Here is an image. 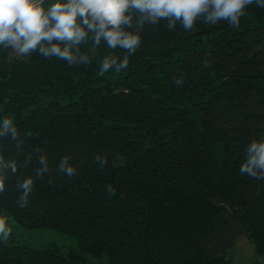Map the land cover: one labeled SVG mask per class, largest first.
<instances>
[{"label":"trees","instance_id":"obj_1","mask_svg":"<svg viewBox=\"0 0 264 264\" xmlns=\"http://www.w3.org/2000/svg\"><path fill=\"white\" fill-rule=\"evenodd\" d=\"M242 12L235 26L202 13L189 30L141 25L135 12L121 25L139 34L131 54L81 25L79 44L51 42L72 45L71 65L45 58L46 41L22 61L0 45V129L11 119L17 131L0 136V156L16 164L0 168V209L76 244L0 234V264H231L241 237L251 264H264V178L240 171L264 142V0Z\"/></svg>","mask_w":264,"mask_h":264},{"label":"clouds","instance_id":"obj_2","mask_svg":"<svg viewBox=\"0 0 264 264\" xmlns=\"http://www.w3.org/2000/svg\"><path fill=\"white\" fill-rule=\"evenodd\" d=\"M44 0H0V45L11 47L19 54L26 55L37 49L41 41H46L49 47H40V52L45 58L55 55L66 59L71 65L76 56L69 51L71 44H66L63 49L57 42L70 41L79 44L87 35L81 25H86L94 31V42L99 44L101 37L107 44L115 48L117 44L129 51H136L140 43L138 33L126 32L121 25L132 26V17L139 13V24L145 21L157 23L158 19L169 20L170 26L180 21L185 30L192 29L193 22L200 14H206L207 21L215 24L221 18L227 19L230 24L238 25L239 16L243 15L242 9L251 0H57L46 12L42 6ZM127 13V15H126ZM80 23H77V18ZM7 42V44L5 43ZM79 52V49H76ZM82 56L81 60H86ZM106 59L101 65L100 75L109 69L112 64ZM128 65V57L124 58L117 71ZM16 138L17 131L11 119H5L0 129V136L8 133ZM248 162L241 166V172H248L257 176V168L260 169L259 178H264V142H253L249 146ZM44 163V159H41ZM66 160L60 164V169L67 174H73V168L65 169ZM10 167L16 171L15 162L5 163L0 156V168ZM24 194L20 198L26 203V197L31 191L32 179L25 180L21 185ZM4 189V177L0 176V191ZM23 207V204H21ZM11 229L6 230V221L0 218V234H4L5 240Z\"/></svg>","mask_w":264,"mask_h":264},{"label":"rangeland","instance_id":"obj_3","mask_svg":"<svg viewBox=\"0 0 264 264\" xmlns=\"http://www.w3.org/2000/svg\"><path fill=\"white\" fill-rule=\"evenodd\" d=\"M12 61L25 60L26 55L19 54L10 45L9 52ZM0 218L6 221V230L11 229L10 236L14 241H28L31 246L38 247L46 243L54 242L65 248L75 247V240L56 230L47 228H26L16 222L11 215L3 209H0ZM233 262L231 264H251L255 257L253 245L244 237L239 238L233 249ZM261 258V257H259ZM98 264H106L98 261Z\"/></svg>","mask_w":264,"mask_h":264}]
</instances>
